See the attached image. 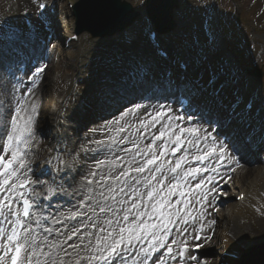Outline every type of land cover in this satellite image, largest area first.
Masks as SVG:
<instances>
[{"label": "snow or ice", "instance_id": "1", "mask_svg": "<svg viewBox=\"0 0 264 264\" xmlns=\"http://www.w3.org/2000/svg\"><path fill=\"white\" fill-rule=\"evenodd\" d=\"M114 6L140 14L151 4L133 8L115 0ZM181 6L174 0V8ZM48 7L38 4L37 20L47 19ZM225 39L213 31L210 43ZM46 69L37 61L21 75L19 67L11 71L0 63L11 77L8 98L0 100V264H205L192 253L207 242L205 228L216 223L207 217L223 195L222 184L232 179L225 173L242 166L244 151L264 153V88L259 123L253 111L237 109L230 133L221 135L223 117L180 114L163 102L167 96L122 103L119 88L126 86L112 85L92 106L121 104L119 114L89 129L108 135L86 138L67 158L63 150L47 159L49 181L35 174L33 142L43 137L39 107L30 99ZM233 79H241L238 71ZM101 153L104 158H97ZM61 199L71 207L61 210Z\"/></svg>", "mask_w": 264, "mask_h": 264}, {"label": "rangeland", "instance_id": "2", "mask_svg": "<svg viewBox=\"0 0 264 264\" xmlns=\"http://www.w3.org/2000/svg\"><path fill=\"white\" fill-rule=\"evenodd\" d=\"M15 1L17 3L21 2L20 4H24L25 2V0H0V2L6 4L8 9L15 3ZM27 1L34 7L32 13L29 14V9L22 8L19 12L12 15V20L23 25L27 32H31L37 27V25L32 26V23L35 21L33 16L36 14V5L32 0ZM49 1L54 2L60 10L67 12L66 0ZM72 1L76 3L78 0ZM127 1L130 2L134 8L145 2L144 0ZM180 2L182 6L175 12L177 28L173 32L163 34L161 36L162 41L169 49H171V51H173V53L176 54L175 56L182 54L187 58L190 57L191 60L203 62L204 54L207 56H210L211 54H218L214 51V47L210 43L212 36L209 32L208 21L212 12L219 13L218 27L220 29V36L226 38L225 42L227 47L233 50V52L237 55L242 66L261 70L263 74V80L256 78L251 83L244 82V84H241L240 86V88L243 87L249 95H255L254 98H249L243 104L249 101H254L257 105L255 112H260L259 97L261 89L264 88V0H180ZM191 5H194V7ZM145 12H143L140 22H136L135 25L129 27L122 33L114 35L112 39L120 42H127L128 46L140 51L141 54L136 53V55L140 59H145L146 61V59L149 60L148 57L150 49L146 34L147 24L144 17ZM238 17L240 18V22L238 21ZM83 39L85 40V49L90 51V56L95 59L97 65L94 66L90 61L85 62L83 58L87 68L85 69V73L82 75V84H80L78 89L75 91V93L80 95H82L84 90L89 86L90 79L94 76V74L96 76L98 75V78H100L101 76H106L107 74H105V72L113 68L110 67L109 69L108 65L102 64L109 62L110 57L106 54L100 53L96 49L98 44L97 42L103 38L95 39L92 45H88L86 42V40L88 41V39H92V36L89 33H84ZM84 47L82 50H84ZM76 56V52L69 51L66 57L61 55L60 60L54 63V66L48 70L49 80H53L55 84H53V86H49L48 81L46 83L47 85L39 91V95L41 92V98L45 104L41 107L42 119L38 128H42L43 126L45 110L55 107L57 104V98H59L62 94L64 87L69 86L68 77L74 72V58ZM222 61L224 62L223 54ZM70 65L72 68H69ZM112 71H114V68ZM102 72H104V74L101 75ZM226 81L228 80L225 75L224 82ZM249 85H255L254 89H251ZM47 86H49V88H47ZM99 87V90L96 91L98 94L101 91L108 89L102 85ZM76 101L78 102L76 99L72 100L68 106L73 105ZM48 148L49 146L47 145L46 151ZM256 169V176L258 180L256 181V185L254 184L255 187L252 190L254 195L249 201V204L235 207L232 198L235 195L236 190L246 186L247 183H252V175H243L242 178L235 175L230 185L227 187V194L223 200V212L226 213L229 208H232L234 212L243 217V219L247 218L246 224L250 230H258L264 233V230L259 227L261 220L264 219V209H256L257 201L255 200L256 193H260L264 187V172L259 165H257ZM240 172H243L242 169ZM213 203L215 205L216 201H213ZM212 212L214 217L218 215V213H216L217 210H212L211 213ZM221 224L222 223H220V227L215 230L214 237L211 241L212 244L207 247L205 246L207 250H203L206 254H208L211 250L210 255L214 258L208 264H239L240 256L248 247L263 242L260 241L258 243H254L256 241H253V243L246 245L244 248L246 243L243 241L242 244L244 246L241 244L234 248L233 245L236 243V240L233 238L232 233L229 232V229L221 227ZM262 240H264V235ZM238 250H242V252H239ZM205 252L202 256L206 255Z\"/></svg>", "mask_w": 264, "mask_h": 264}, {"label": "bare ground", "instance_id": "3", "mask_svg": "<svg viewBox=\"0 0 264 264\" xmlns=\"http://www.w3.org/2000/svg\"><path fill=\"white\" fill-rule=\"evenodd\" d=\"M22 8L23 9H29V13H31L32 10H33V6L28 1H25L24 4H17L15 6H13L11 8V10L19 11ZM132 49H133V51H136L135 48H132ZM76 54L77 55H81L82 52L76 51ZM82 55H83L82 57H84V61L85 62L90 61V62L93 63L94 66L97 65L96 62H95V59L90 56L91 54H90L89 51H85L84 54H82ZM76 61H77V59H75V62H74V71H75V73L77 71L76 70L77 69ZM102 64L108 65L109 69L111 67L109 62H105V63H102ZM197 66L201 70L205 69V70L211 72V74L214 76V80H216V79L217 80L218 79L221 80L222 79L221 73L224 71L225 65H224V63L222 61L221 53H218L214 57V60H213V62L211 64L210 68H206V65L205 64H201L200 62L197 64ZM85 67H86V65H84V69H85ZM69 68H72V66L70 65ZM8 69H10V68H8ZM112 69H110L107 72H105V74H107L106 76H101L100 78H98V75L96 76L93 73L94 76L90 79V84L85 89L84 93L82 95H79V94L74 95V97L79 99V101H80V104H81V107H82L81 110H86L85 112H86L87 116L91 115L92 112L97 111V109L92 106V101L97 97L98 93L96 91L99 90V88H100L99 86L100 85L105 86L106 88H109L112 85L126 86V87H120L119 88V91H120L121 95L123 94L124 90L129 89V86H128V84H127V82H126V80L124 78H122V79H119V78L115 79L114 78ZM25 70L26 69L21 71L19 69V74L22 75L25 72ZM89 71H91V70H89ZM102 74H104V72H102L101 75ZM72 77H73L72 75L69 76L70 84L72 82ZM10 78H11L10 75H5L4 72L0 71V100H6L8 98L9 89L11 88V84L9 83ZM79 82L81 83V79H79ZM251 87L254 88L255 85L254 86L252 85ZM227 91H229V88H227ZM72 93H73V91L71 90V88L65 86L60 97H64L65 95H69L68 96V98H69V97L72 96ZM242 97L245 98V97H247V95H244ZM68 98H67V100H68ZM137 100H139V99H137ZM143 102L144 103H149V102L156 103L157 100H155L153 98H150V97H146V98H143ZM163 102L171 104V106L174 109H176V111L179 112L180 114L188 115L187 113H184L180 109V107L176 103L175 98H173V97L172 98H168L167 100H164ZM32 103H33V101H32ZM34 104H36L39 107V111L41 112L40 109H41L42 105L45 104V103H44L43 99H41L38 102H34ZM120 107H118L116 110L111 112L109 115L103 117V119L100 120L101 121L100 123L103 124L104 121L112 120L114 117H116L119 114L118 110L120 109ZM121 123H123V121H121ZM82 125H83L82 118H79V113L75 116V118L73 120H71L69 122V128L67 129L66 134H65L66 142H68V144H69L68 154H71L74 151H78L79 146L86 142V138L104 139L108 135V133H106L104 131H97L96 133H91L89 131V129L97 128V127H93V126L92 127L91 126L88 127L84 133H81L79 128ZM46 140H49V136L45 137V138H38L37 137V139H36L37 147L39 148L41 143H43ZM128 146L130 147V145H128ZM92 155H94V154H89V156H92ZM97 158L103 159L104 158V154L103 153L98 154ZM87 163H88V165H91L92 164V160L89 159L87 161ZM88 170H89L88 168H84L83 169L84 172H86ZM81 174H83V173H81ZM256 174H257L256 167H255V169L254 168H252V169L245 168L243 173H240L238 171V175L240 176V178L242 177V175H252L254 177L253 179H255ZM78 179H79V177H77V180ZM227 185L228 184H226L225 186H227ZM257 201H258V204L256 205V209H260V208L264 209V187L260 191V193L257 194ZM223 208H224V206H222V209H219L217 217L212 216V214L207 217L208 220H215L216 223H215V225L211 226V230H209L208 227L205 228V235L207 237H209V238H208L207 242L204 244L203 247H205V246L207 247L208 245L212 244L211 241H212V239L214 237L215 230L218 227H220V223H222L221 227H223L225 229H229V232L232 233V236H233V238L236 241H237V239H242L245 236L248 237V239H244L243 240L246 243L245 246L242 244L243 242L241 243L242 246H244V248L246 247V245H248V244L250 245L251 243H253V241H256L254 243H258L260 241H264V240H262V237H263L264 233L260 232L258 230L257 231L250 230V228L246 224V219L247 218L243 219V217H241L238 214H236L232 208H229L227 210V212L225 213V212H223ZM209 211H211V209ZM259 227L262 230H264V219L261 220V222L259 224ZM238 251L242 252V250H238Z\"/></svg>", "mask_w": 264, "mask_h": 264}, {"label": "water", "instance_id": "4", "mask_svg": "<svg viewBox=\"0 0 264 264\" xmlns=\"http://www.w3.org/2000/svg\"><path fill=\"white\" fill-rule=\"evenodd\" d=\"M151 7L148 14L156 23L160 33H167L175 29L173 19L174 0H149ZM115 0H82L77 6L79 21L87 25V29L94 32L102 25H113L121 30L133 23L139 16L131 10H124L114 6ZM80 31L82 28L79 29ZM256 74L254 70H249ZM241 264H264V243L248 250L241 258Z\"/></svg>", "mask_w": 264, "mask_h": 264}]
</instances>
